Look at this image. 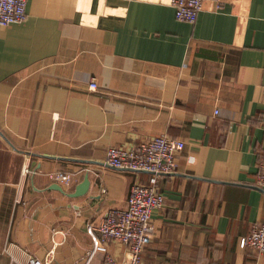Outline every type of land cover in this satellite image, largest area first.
Here are the masks:
<instances>
[{
  "label": "crops",
  "instance_id": "0c3cea01",
  "mask_svg": "<svg viewBox=\"0 0 264 264\" xmlns=\"http://www.w3.org/2000/svg\"><path fill=\"white\" fill-rule=\"evenodd\" d=\"M27 12L0 27V264H101L89 227L148 179L107 166V150L161 135L185 148L159 178L144 264H264L241 247L264 224V0L206 1L193 24L171 0H29Z\"/></svg>",
  "mask_w": 264,
  "mask_h": 264
},
{
  "label": "built area",
  "instance_id": "2783aa9c",
  "mask_svg": "<svg viewBox=\"0 0 264 264\" xmlns=\"http://www.w3.org/2000/svg\"><path fill=\"white\" fill-rule=\"evenodd\" d=\"M28 1L0 0V27L26 21ZM206 1L222 4V0H171V5L178 20L193 24L197 21ZM90 89H97L95 80L91 82ZM184 148L183 141L167 135L153 137L147 142L129 148L115 146L108 148L105 160L107 166L122 171L147 173L148 179L145 182L136 181L132 185L124 209H110L97 226L89 227L94 251L104 255L101 264H144L145 248L151 244L154 235L152 214L155 210L161 209L165 203L163 194L159 192V178L163 174L177 171L178 154ZM30 172V168L25 167L24 174ZM50 178L68 184L74 178V174L57 172L50 174ZM256 185L264 189V155L259 162ZM111 241L127 248L126 258L119 260L109 252L108 243ZM241 247L252 248L259 255L264 256V224L254 226L252 232L241 240ZM26 264H49V262L30 258Z\"/></svg>",
  "mask_w": 264,
  "mask_h": 264
},
{
  "label": "water",
  "instance_id": "95a60500",
  "mask_svg": "<svg viewBox=\"0 0 264 264\" xmlns=\"http://www.w3.org/2000/svg\"><path fill=\"white\" fill-rule=\"evenodd\" d=\"M90 186L89 175L85 176L84 182L76 188V191L71 194L72 197H81L87 194ZM264 190V189H263Z\"/></svg>",
  "mask_w": 264,
  "mask_h": 264
},
{
  "label": "trees",
  "instance_id": "16d2710c",
  "mask_svg": "<svg viewBox=\"0 0 264 264\" xmlns=\"http://www.w3.org/2000/svg\"><path fill=\"white\" fill-rule=\"evenodd\" d=\"M147 248V247H146ZM146 248H145V250H146Z\"/></svg>",
  "mask_w": 264,
  "mask_h": 264
}]
</instances>
